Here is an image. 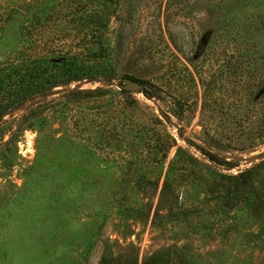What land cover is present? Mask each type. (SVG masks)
Here are the masks:
<instances>
[{"label":"rangeland","instance_id":"374dc122","mask_svg":"<svg viewBox=\"0 0 264 264\" xmlns=\"http://www.w3.org/2000/svg\"><path fill=\"white\" fill-rule=\"evenodd\" d=\"M67 63L0 116V264H264V0H0L2 108Z\"/></svg>","mask_w":264,"mask_h":264},{"label":"trees","instance_id":"16d2710c","mask_svg":"<svg viewBox=\"0 0 264 264\" xmlns=\"http://www.w3.org/2000/svg\"><path fill=\"white\" fill-rule=\"evenodd\" d=\"M96 59H101V61L104 62L103 64L105 66L109 67L108 59H107V55H106L105 50H100ZM59 69L62 70L61 74L56 73V72L53 73L51 71L48 73L47 72H41L40 74L36 75L34 78L27 80L25 85H22L18 90H16L14 92L13 98L9 103V104H11V106H7L5 108H2V105H0V109H1L0 110V116L5 114L11 108L17 107L27 100H30L36 96L42 95L43 93L47 92L48 90L52 89L55 86L63 85V84L73 82V81L82 80L83 76L86 75L83 73H85V71H87L85 69L84 71H82L83 73L78 76L75 74L76 71H78V70H76L73 67V65L68 64V63L63 67H60ZM64 77H65V80H61ZM139 83H141V82H139ZM141 84H143V83H141ZM142 94L145 96H150L151 92L148 93L146 91H142ZM205 155H207L209 158L212 157L209 154H205ZM162 192H164V193H161L162 198L166 197V195H169L170 197H172V195L170 193H167V191L165 192V189H162ZM164 194H165V196H164ZM171 200L174 201V199H171ZM172 214L175 215V211Z\"/></svg>","mask_w":264,"mask_h":264},{"label":"water","instance_id":"95a60500","mask_svg":"<svg viewBox=\"0 0 264 264\" xmlns=\"http://www.w3.org/2000/svg\"><path fill=\"white\" fill-rule=\"evenodd\" d=\"M119 88L128 93H140L142 91H146L148 93L151 92V88L146 84H141L128 78H124L121 80Z\"/></svg>","mask_w":264,"mask_h":264}]
</instances>
